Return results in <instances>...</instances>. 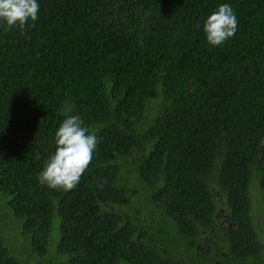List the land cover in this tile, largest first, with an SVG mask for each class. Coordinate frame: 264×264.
I'll return each mask as SVG.
<instances>
[{
	"label": "trees",
	"instance_id": "16d2710c",
	"mask_svg": "<svg viewBox=\"0 0 264 264\" xmlns=\"http://www.w3.org/2000/svg\"><path fill=\"white\" fill-rule=\"evenodd\" d=\"M38 3L0 22V264H264V0ZM224 3L238 29L213 47ZM70 115L99 144L50 188Z\"/></svg>",
	"mask_w": 264,
	"mask_h": 264
},
{
	"label": "clouds",
	"instance_id": "9594fccd",
	"mask_svg": "<svg viewBox=\"0 0 264 264\" xmlns=\"http://www.w3.org/2000/svg\"><path fill=\"white\" fill-rule=\"evenodd\" d=\"M38 0H0V22L8 29L23 30L29 21L35 26L39 18ZM238 29V20L230 4H220L204 21L207 42L215 47L232 38ZM7 30V29H6ZM55 152L45 161L38 174L41 183L50 188H75L93 159L99 139L89 132L79 115L67 116L55 133Z\"/></svg>",
	"mask_w": 264,
	"mask_h": 264
},
{
	"label": "flooded vegetation",
	"instance_id": "af4514ba",
	"mask_svg": "<svg viewBox=\"0 0 264 264\" xmlns=\"http://www.w3.org/2000/svg\"><path fill=\"white\" fill-rule=\"evenodd\" d=\"M201 234H202L203 237H205L206 232L201 231ZM205 240H209L208 237H205L204 238V241L203 242H200L198 244V247H197L196 250L198 251L199 254H202V255H207L208 253L213 254L212 251H211V249L204 244L205 243ZM213 255L216 256V254H213ZM202 264H212V263H210L208 259H204L202 261ZM216 264H219V263H216Z\"/></svg>",
	"mask_w": 264,
	"mask_h": 264
},
{
	"label": "rangeland",
	"instance_id": "374dc122",
	"mask_svg": "<svg viewBox=\"0 0 264 264\" xmlns=\"http://www.w3.org/2000/svg\"><path fill=\"white\" fill-rule=\"evenodd\" d=\"M260 221L264 223V211L260 214Z\"/></svg>",
	"mask_w": 264,
	"mask_h": 264
}]
</instances>
